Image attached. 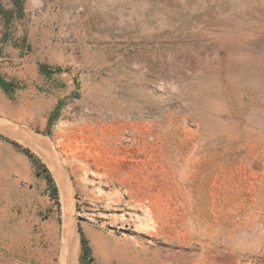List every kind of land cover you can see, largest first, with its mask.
<instances>
[{
  "label": "rangeland",
  "instance_id": "obj_1",
  "mask_svg": "<svg viewBox=\"0 0 264 264\" xmlns=\"http://www.w3.org/2000/svg\"><path fill=\"white\" fill-rule=\"evenodd\" d=\"M22 2L0 14V264H83L81 234L89 264H264V0Z\"/></svg>",
  "mask_w": 264,
  "mask_h": 264
},
{
  "label": "trees",
  "instance_id": "obj_2",
  "mask_svg": "<svg viewBox=\"0 0 264 264\" xmlns=\"http://www.w3.org/2000/svg\"><path fill=\"white\" fill-rule=\"evenodd\" d=\"M12 4L14 5V8L12 10H10V11L0 10V14L6 22H8L14 18L20 19L23 16V2H22V0H12ZM39 71L41 73H45V74L48 73L47 68L44 65L39 66ZM0 88L5 92V94L11 95V93L14 91V83L11 81H5L2 77H0ZM48 126L49 127L51 126L50 120L48 122ZM11 144L13 146L17 147L25 156H27L33 162V164L39 165L38 160L35 159V157L33 156V154L29 150L21 148L15 142H11ZM42 171L44 172V178H45L47 185L51 191V194L55 197L57 190L54 186L52 178H51L49 172L47 171V169L45 167L42 168ZM79 232H80V230H79ZM80 244H81V261L83 264H89V262H92V258L90 256L91 251H90V248L88 246L86 239L82 236V234H81V238H80Z\"/></svg>",
  "mask_w": 264,
  "mask_h": 264
},
{
  "label": "crops",
  "instance_id": "obj_3",
  "mask_svg": "<svg viewBox=\"0 0 264 264\" xmlns=\"http://www.w3.org/2000/svg\"><path fill=\"white\" fill-rule=\"evenodd\" d=\"M5 81H7L6 79H4ZM8 96L7 94H5V92L0 88V114L2 115H7V104H8ZM41 115V119L39 121V128L42 129L44 127L47 126V116H48V112L47 109L43 108V111L40 112ZM15 185V184H13ZM8 188L3 186V188H0V204H2V199L9 196L8 193Z\"/></svg>",
  "mask_w": 264,
  "mask_h": 264
},
{
  "label": "bare ground",
  "instance_id": "obj_4",
  "mask_svg": "<svg viewBox=\"0 0 264 264\" xmlns=\"http://www.w3.org/2000/svg\"><path fill=\"white\" fill-rule=\"evenodd\" d=\"M54 176L57 179L58 186L60 188L61 197H62L63 201L66 202L65 198L69 197L70 192H71V189H70L69 183L66 179V176L63 172H58L57 174L55 173ZM70 261L72 264H75V260L73 258V255L71 256Z\"/></svg>",
  "mask_w": 264,
  "mask_h": 264
}]
</instances>
